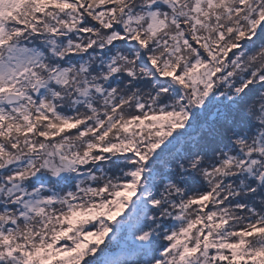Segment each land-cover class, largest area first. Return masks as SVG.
I'll list each match as a JSON object with an SVG mask.
<instances>
[{
    "label": "snow or ice",
    "instance_id": "1",
    "mask_svg": "<svg viewBox=\"0 0 264 264\" xmlns=\"http://www.w3.org/2000/svg\"><path fill=\"white\" fill-rule=\"evenodd\" d=\"M0 264H264V0H0Z\"/></svg>",
    "mask_w": 264,
    "mask_h": 264
}]
</instances>
